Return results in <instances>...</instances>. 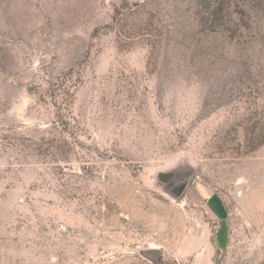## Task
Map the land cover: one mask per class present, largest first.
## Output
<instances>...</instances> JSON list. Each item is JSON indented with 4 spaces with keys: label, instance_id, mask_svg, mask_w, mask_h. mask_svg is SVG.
Wrapping results in <instances>:
<instances>
[{
    "label": "rangeland",
    "instance_id": "1",
    "mask_svg": "<svg viewBox=\"0 0 264 264\" xmlns=\"http://www.w3.org/2000/svg\"><path fill=\"white\" fill-rule=\"evenodd\" d=\"M152 248L264 264V0H0V264Z\"/></svg>",
    "mask_w": 264,
    "mask_h": 264
},
{
    "label": "water",
    "instance_id": "2",
    "mask_svg": "<svg viewBox=\"0 0 264 264\" xmlns=\"http://www.w3.org/2000/svg\"><path fill=\"white\" fill-rule=\"evenodd\" d=\"M169 178L170 175H164V174L159 175V180L162 183H166ZM140 255L145 260L151 262L152 264H159L160 253L158 249L152 248V249L144 250L140 253Z\"/></svg>",
    "mask_w": 264,
    "mask_h": 264
}]
</instances>
